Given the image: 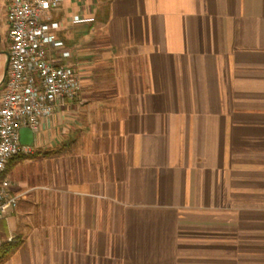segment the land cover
Masks as SVG:
<instances>
[{"label":"crops","instance_id":"0c3cea01","mask_svg":"<svg viewBox=\"0 0 264 264\" xmlns=\"http://www.w3.org/2000/svg\"><path fill=\"white\" fill-rule=\"evenodd\" d=\"M53 18L81 91L2 174L5 264H264V0H65ZM8 48L0 33V97Z\"/></svg>","mask_w":264,"mask_h":264},{"label":"built area","instance_id":"2783aa9c","mask_svg":"<svg viewBox=\"0 0 264 264\" xmlns=\"http://www.w3.org/2000/svg\"><path fill=\"white\" fill-rule=\"evenodd\" d=\"M65 0H6L8 68L0 97V217L17 200L2 174L14 158L32 154L20 130H39L42 120L78 98L81 76L59 37L63 22L53 18ZM74 21H78L76 17Z\"/></svg>","mask_w":264,"mask_h":264},{"label":"trees","instance_id":"16d2710c","mask_svg":"<svg viewBox=\"0 0 264 264\" xmlns=\"http://www.w3.org/2000/svg\"><path fill=\"white\" fill-rule=\"evenodd\" d=\"M20 246L19 241L4 242L0 245V264H5Z\"/></svg>","mask_w":264,"mask_h":264},{"label":"water","instance_id":"95a60500","mask_svg":"<svg viewBox=\"0 0 264 264\" xmlns=\"http://www.w3.org/2000/svg\"><path fill=\"white\" fill-rule=\"evenodd\" d=\"M34 139L33 132L28 128L20 130V142L24 145H31Z\"/></svg>","mask_w":264,"mask_h":264},{"label":"rangeland","instance_id":"374dc122","mask_svg":"<svg viewBox=\"0 0 264 264\" xmlns=\"http://www.w3.org/2000/svg\"><path fill=\"white\" fill-rule=\"evenodd\" d=\"M2 2H3V5L5 6L6 0H2ZM3 15H4L3 13L0 15L1 21H2V24L0 25V33L2 35L3 41H6V34L8 33L9 25Z\"/></svg>","mask_w":264,"mask_h":264}]
</instances>
